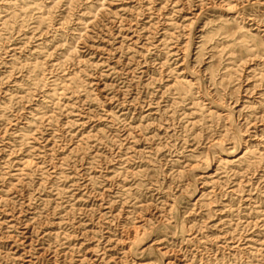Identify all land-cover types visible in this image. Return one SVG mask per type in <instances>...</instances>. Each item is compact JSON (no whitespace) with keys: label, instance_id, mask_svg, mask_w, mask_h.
I'll return each mask as SVG.
<instances>
[{"label":"rangeland","instance_id":"obj_1","mask_svg":"<svg viewBox=\"0 0 264 264\" xmlns=\"http://www.w3.org/2000/svg\"><path fill=\"white\" fill-rule=\"evenodd\" d=\"M0 264H264V0H0Z\"/></svg>","mask_w":264,"mask_h":264}]
</instances>
